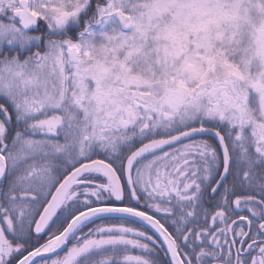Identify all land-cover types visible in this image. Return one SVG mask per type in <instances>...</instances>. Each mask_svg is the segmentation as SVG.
I'll return each mask as SVG.
<instances>
[{
    "label": "snow or ice",
    "instance_id": "obj_1",
    "mask_svg": "<svg viewBox=\"0 0 264 264\" xmlns=\"http://www.w3.org/2000/svg\"><path fill=\"white\" fill-rule=\"evenodd\" d=\"M0 264H264V0H0Z\"/></svg>",
    "mask_w": 264,
    "mask_h": 264
}]
</instances>
